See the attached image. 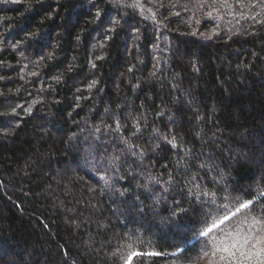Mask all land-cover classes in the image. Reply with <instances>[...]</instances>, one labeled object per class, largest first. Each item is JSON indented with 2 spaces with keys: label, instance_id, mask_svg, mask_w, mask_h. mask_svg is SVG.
Returning a JSON list of instances; mask_svg holds the SVG:
<instances>
[{
  "label": "trees",
  "instance_id": "16d2710c",
  "mask_svg": "<svg viewBox=\"0 0 264 264\" xmlns=\"http://www.w3.org/2000/svg\"><path fill=\"white\" fill-rule=\"evenodd\" d=\"M228 2L231 8L217 0L219 11L208 17L212 8L197 7L198 0H181L175 7L170 0H140L157 13L159 24L115 0L0 3V113L32 105L30 113L22 107L0 115V264H116L110 253L126 231L119 212L137 197L152 204V193L139 186L151 183L149 174H162V181L175 174L177 149L166 143L158 151L149 147L154 128L169 139L176 135L177 148L187 141V148L211 150L233 187H256L264 176V6ZM113 19L120 23L109 32ZM157 60L162 75L153 76ZM92 80L97 84L89 89ZM173 84L184 99L191 91L192 111L185 105L182 115L177 112ZM174 113L177 122L171 124ZM117 117L126 127L115 136L99 134V149L127 155L114 143L122 135L148 157L143 164L129 159L121 170L122 176L129 170L136 174V180L129 176L113 184L124 197L102 193L97 176L76 167L75 149L66 143L71 131L81 144L94 139L95 126L115 127ZM134 123L140 125L139 139L132 135ZM209 139L218 143L205 145ZM171 195L183 198L177 191ZM169 204L171 198L161 204L164 215ZM195 219L190 212L182 222ZM140 222L145 241H151L143 251L174 250L173 233L151 227L158 217L149 214ZM134 227L139 224L129 219L128 228ZM133 264H172V258L137 257Z\"/></svg>",
  "mask_w": 264,
  "mask_h": 264
},
{
  "label": "snow or ice",
  "instance_id": "6c2138e0",
  "mask_svg": "<svg viewBox=\"0 0 264 264\" xmlns=\"http://www.w3.org/2000/svg\"><path fill=\"white\" fill-rule=\"evenodd\" d=\"M8 2L19 3L20 0H0V3ZM216 2L217 0H212L210 5L208 0H198L197 7H211L212 10L207 13V16L212 17L213 11H219L215 8ZM89 3H92V0H89ZM180 3L181 0H170L173 7ZM236 3L242 5V0H236ZM250 3L252 7H255L256 3L264 6V0H250ZM115 4L133 9L139 8L141 13L147 12L149 14L143 17L145 20L160 23L157 21V13L151 7L145 8L140 0H133L131 4H128L127 0H115ZM161 6H163L162 3ZM181 6L184 11L189 10L187 3ZM221 6L232 7L228 0H221ZM173 14L179 16L180 12ZM100 15V11H97L96 17L99 18ZM252 19L255 20L256 17L253 16ZM111 23L112 26L107 31L115 32L116 25L120 21L113 19ZM134 32L138 33L139 30L135 29ZM109 38L105 37V39ZM19 43L20 41H17V44L12 45V47L16 48ZM40 59L42 60L43 57ZM96 59L100 60L103 57L97 56ZM90 63L93 68L96 67L94 62L90 61ZM158 65L159 60L153 65L156 69L152 73L153 76L161 74ZM27 67L28 64H25L24 68ZM128 71H133V68L129 67ZM28 75L38 76V73L30 72ZM53 79L59 80V77H53ZM96 84L97 81L92 80L87 87L91 89ZM41 85L43 86L42 81ZM172 87L176 91L174 107L177 112L182 115L185 105L188 106V111H192L191 91L187 93L189 99H184L176 85L173 84ZM79 99L80 97H77V100ZM22 107L20 104L10 106L9 112L0 113V115H14L17 109ZM23 110L30 113L32 105L23 107ZM175 115L176 113L168 118L171 124L177 122ZM194 115L198 116L199 114L194 113ZM114 124L115 127L107 123H104L103 127L95 126L93 131L98 135H95L94 139H85L83 144L80 143L81 136L77 132L71 131L67 135L66 143L70 149H75L76 167L79 170L95 174L97 183L101 184L102 193L113 191L118 193L120 197H124L125 191L119 188L113 189V184L129 176L132 180H136V174L129 170L126 176H122L120 175L121 170L124 169L129 159H132L134 164H143V161L148 157L143 150L137 152V146L122 135L114 143L123 145L127 149V155L121 153L120 155L109 156L107 148L101 151L99 149L101 143L99 134L115 136L120 133L122 128L126 127V125L121 124L119 117L115 118ZM133 127L132 135L139 139L140 137L136 135L141 131L139 123H134ZM145 127H147V123H145ZM58 131L60 130L58 129ZM152 131L153 135L148 137L149 147L158 151L161 144L166 143L170 150L177 149L176 155L179 158L176 161L175 174L169 172L168 178L163 181L161 180L162 174L161 176L149 174L148 180L151 183L139 186L142 191L152 193L148 197L152 204L150 206L145 205L143 202H139L137 197V203L131 204L125 211L119 212V216L123 217L120 223L126 231L118 234L116 245L110 253L116 264H120V262L133 264L137 257L145 256H170L172 264H176L177 261L179 264H264V176L257 180L255 188L240 189L233 187L229 183L230 175L224 171L222 163L218 162L217 155L211 150L206 151L204 146L200 149L187 148L185 147L187 141L177 148L176 135L172 134L171 139H169L168 134H164L162 129L154 128ZM3 134L7 135V130H3ZM198 141L199 138L197 137ZM213 143H218V141L214 139L205 141V145ZM81 160H83V165L80 163ZM167 168L168 165H165V169ZM173 185H175L174 189ZM173 191L179 192L183 198L177 199L175 195L170 196ZM169 198H171V204L166 209L167 215H164L161 204L167 203ZM190 212L196 214V219L190 224L183 223L184 217ZM113 214L116 215L117 213L114 212ZM149 214L158 217V223H152L151 227H158L161 231L173 233L175 238V243L172 246L173 251L142 250L146 244H151V241H145L141 232L145 225L140 222L148 219ZM129 219L133 225L139 224V227L128 228Z\"/></svg>",
  "mask_w": 264,
  "mask_h": 264
}]
</instances>
